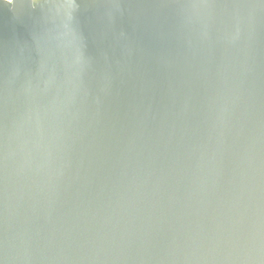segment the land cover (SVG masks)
<instances>
[{
	"label": "water",
	"instance_id": "water-1",
	"mask_svg": "<svg viewBox=\"0 0 264 264\" xmlns=\"http://www.w3.org/2000/svg\"><path fill=\"white\" fill-rule=\"evenodd\" d=\"M0 264H264V0H0Z\"/></svg>",
	"mask_w": 264,
	"mask_h": 264
},
{
	"label": "built area",
	"instance_id": "built-area-1",
	"mask_svg": "<svg viewBox=\"0 0 264 264\" xmlns=\"http://www.w3.org/2000/svg\"><path fill=\"white\" fill-rule=\"evenodd\" d=\"M5 1H7V2H12V0H5Z\"/></svg>",
	"mask_w": 264,
	"mask_h": 264
}]
</instances>
